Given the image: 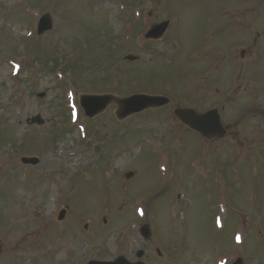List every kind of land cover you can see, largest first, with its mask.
<instances>
[{
    "label": "rangeland",
    "instance_id": "374dc122",
    "mask_svg": "<svg viewBox=\"0 0 264 264\" xmlns=\"http://www.w3.org/2000/svg\"><path fill=\"white\" fill-rule=\"evenodd\" d=\"M44 12L54 27L37 36ZM162 20L165 34L145 39ZM247 29L250 55L230 59ZM72 61L65 74L60 66ZM107 92L171 103L122 120L112 103L86 118L79 96ZM175 106L218 107L226 136L203 139ZM36 113L44 124H26ZM24 155L39 163L22 164ZM178 188L185 197L176 200ZM139 248L146 264H264V0H0V264L136 261Z\"/></svg>",
    "mask_w": 264,
    "mask_h": 264
},
{
    "label": "water",
    "instance_id": "95a60500",
    "mask_svg": "<svg viewBox=\"0 0 264 264\" xmlns=\"http://www.w3.org/2000/svg\"><path fill=\"white\" fill-rule=\"evenodd\" d=\"M168 23L169 22L166 20L153 25L147 32L146 37L154 38V39L161 37L164 34L168 26ZM38 25H39L38 28L39 33L47 29H50L52 26L50 17L48 15L43 16L40 19ZM129 59H134V57L129 56ZM112 99L113 97L111 95H102L98 97L84 96L82 98V104L85 108L90 109V111H88L87 113L90 116H92L103 110ZM89 102H92L90 105L91 107H89ZM117 102L119 104L117 116L119 118H122L133 112L140 111L146 107L164 105L168 103V99L159 96L134 95L127 98L117 99ZM176 114L182 119L184 123H186L192 128H196L200 130L206 135H212V134L222 135L224 131L222 126L220 125L219 117L216 114V112H214V116H213L210 112L203 115V114H196L194 111L188 109H177ZM33 122L42 123V120L38 116H35L30 119V123ZM28 161L36 162V159L32 158ZM141 232L142 235L147 237L149 235L148 227L143 226ZM240 263L241 260L238 259L235 264H240ZM88 264H129V263L126 262V260L123 257H119L114 262H101V261L92 260Z\"/></svg>",
    "mask_w": 264,
    "mask_h": 264
},
{
    "label": "bare ground",
    "instance_id": "6f19581e",
    "mask_svg": "<svg viewBox=\"0 0 264 264\" xmlns=\"http://www.w3.org/2000/svg\"><path fill=\"white\" fill-rule=\"evenodd\" d=\"M24 211V210H23Z\"/></svg>",
    "mask_w": 264,
    "mask_h": 264
}]
</instances>
